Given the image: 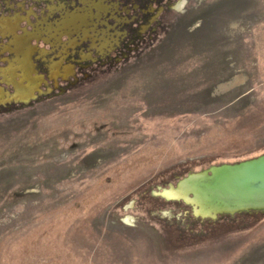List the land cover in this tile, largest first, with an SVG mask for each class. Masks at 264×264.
Wrapping results in <instances>:
<instances>
[{"label": "rangeland", "instance_id": "1", "mask_svg": "<svg viewBox=\"0 0 264 264\" xmlns=\"http://www.w3.org/2000/svg\"><path fill=\"white\" fill-rule=\"evenodd\" d=\"M156 6L113 62L0 104V264H264V209L156 194L264 153V0Z\"/></svg>", "mask_w": 264, "mask_h": 264}, {"label": "flooded vegetation", "instance_id": "2", "mask_svg": "<svg viewBox=\"0 0 264 264\" xmlns=\"http://www.w3.org/2000/svg\"><path fill=\"white\" fill-rule=\"evenodd\" d=\"M171 1L0 0V64H4L0 67V104L15 101L19 90L33 88L40 94L38 86L48 79L55 86L57 79L67 80L57 71L64 60H69L71 68L113 62L157 23L158 14L152 15L150 7L157 5V13L165 15ZM30 19L35 25H30ZM67 22L78 26L71 29V35ZM151 31L156 30L152 27ZM32 71L35 79L23 82Z\"/></svg>", "mask_w": 264, "mask_h": 264}, {"label": "water", "instance_id": "3", "mask_svg": "<svg viewBox=\"0 0 264 264\" xmlns=\"http://www.w3.org/2000/svg\"><path fill=\"white\" fill-rule=\"evenodd\" d=\"M71 35L75 22H67ZM72 25V28L69 27ZM66 33V34H67ZM75 33V31H74ZM77 33V32H76ZM75 33V34H76ZM33 88L16 92L15 100L28 101L34 98ZM176 191L167 196L165 191ZM167 199L182 200L189 204L195 215L216 219L225 214L264 209V153L237 162L214 164L208 168L190 172L176 184L160 187L156 193Z\"/></svg>", "mask_w": 264, "mask_h": 264}, {"label": "crops", "instance_id": "4", "mask_svg": "<svg viewBox=\"0 0 264 264\" xmlns=\"http://www.w3.org/2000/svg\"><path fill=\"white\" fill-rule=\"evenodd\" d=\"M29 22H30V25H35V22L34 21H32L31 19L29 20ZM33 30H35V26H34V28H33ZM32 31V30H31ZM110 34H112V32H110ZM35 38H32L30 41H31V44L33 45V43L35 42V40H34ZM63 41V40H62ZM65 41V40H64ZM67 43V42H66ZM65 43V44H66ZM51 48V47H50ZM4 64H0V67L1 66H3ZM3 73H4V75H6L7 73L5 72V71H3ZM64 74V73H63ZM30 75H31V77L30 78H26L25 80H23V82H25V81H27L28 79L29 80H34L35 79V72L34 71H32L31 73H30ZM12 92V91H11ZM11 92H8L9 94H12Z\"/></svg>", "mask_w": 264, "mask_h": 264}, {"label": "bare ground", "instance_id": "5", "mask_svg": "<svg viewBox=\"0 0 264 264\" xmlns=\"http://www.w3.org/2000/svg\"><path fill=\"white\" fill-rule=\"evenodd\" d=\"M165 194L167 196H174V195H177L178 193H176V191H170V190H168V191H165Z\"/></svg>", "mask_w": 264, "mask_h": 264}, {"label": "trees", "instance_id": "6", "mask_svg": "<svg viewBox=\"0 0 264 264\" xmlns=\"http://www.w3.org/2000/svg\"><path fill=\"white\" fill-rule=\"evenodd\" d=\"M252 211H256V210H252ZM252 211H246V212H241V213H238V214H242V213H248V212H252Z\"/></svg>", "mask_w": 264, "mask_h": 264}]
</instances>
